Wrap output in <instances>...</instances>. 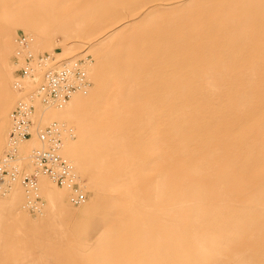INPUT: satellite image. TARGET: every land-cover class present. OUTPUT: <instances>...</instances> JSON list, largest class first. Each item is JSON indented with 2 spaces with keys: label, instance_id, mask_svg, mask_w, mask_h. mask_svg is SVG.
I'll list each match as a JSON object with an SVG mask.
<instances>
[{
  "label": "rangeland",
  "instance_id": "rangeland-1",
  "mask_svg": "<svg viewBox=\"0 0 264 264\" xmlns=\"http://www.w3.org/2000/svg\"><path fill=\"white\" fill-rule=\"evenodd\" d=\"M74 63L3 164L0 264H264V0H0V163L17 102ZM51 123L72 185L30 160Z\"/></svg>",
  "mask_w": 264,
  "mask_h": 264
},
{
  "label": "built area",
  "instance_id": "built-area-1",
  "mask_svg": "<svg viewBox=\"0 0 264 264\" xmlns=\"http://www.w3.org/2000/svg\"><path fill=\"white\" fill-rule=\"evenodd\" d=\"M48 59H41V63L46 64ZM80 70V78L73 79V70ZM27 74V72H25ZM85 74L81 67L74 63L72 66L63 65L60 69L48 70L43 75L42 83L28 96L25 100L17 102L14 110L10 114L12 128L8 140V152L2 163H0V175L3 170V164H6L15 156L16 146L31 137V113L33 110L32 102L38 98L43 106H62L65 104L70 94L75 89H81L85 86ZM38 138L46 145L44 149L34 150L32 152V161L34 162L36 172L46 175L49 179L57 184L72 185L76 177L73 173L72 166L61 157L59 150L60 142V126L51 123L46 128L41 129L37 133ZM26 187L34 188L35 180L27 178ZM74 203L83 201V196L77 194L74 196Z\"/></svg>",
  "mask_w": 264,
  "mask_h": 264
},
{
  "label": "bare ground",
  "instance_id": "bare-ground-1",
  "mask_svg": "<svg viewBox=\"0 0 264 264\" xmlns=\"http://www.w3.org/2000/svg\"><path fill=\"white\" fill-rule=\"evenodd\" d=\"M17 85V84H16ZM15 85V86H16ZM114 86V85H113ZM11 104V99H10V96L8 95V90H7V87L5 86V84H1L0 83V119H1V116L3 115V114H5V111L7 110V108L9 107V105ZM68 104V103H67ZM130 104H131V102H130ZM44 110H50V109H52V107H47V106H42V105H40ZM66 106V105H65ZM107 106V105H106ZM62 108H64V107H62ZM61 108V109H62ZM100 108V107H99ZM104 108V107H103ZM43 110V111H44ZM104 110V109H103ZM121 110V109H120ZM102 111V110H101ZM105 114V113H104ZM106 115V114H105ZM104 115V116H105ZM103 116V117H104ZM82 119V118H81ZM99 120V119H98ZM97 120V121H98ZM91 124V123H90ZM90 129H92V128H90ZM101 131V130H100ZM100 131H98V132H100ZM98 132H96V135H97V133ZM179 132V131H178ZM107 133V132H106ZM94 134V133H93ZM98 134H100V133H98ZM95 134H94V136H92V135H90V137H92V140H93V137H95L96 136ZM102 135H103V133H102ZM99 135H97L96 137H98ZM96 137H95V139H96ZM100 137V136H99ZM101 138H103V137H101ZM105 138V137H104ZM107 140V139H106ZM102 141H104V140H102ZM112 141V140H111ZM91 142V141H90ZM93 142V141H92ZM113 142H115V141H113ZM85 143V142H84ZM103 144V143H102ZM121 145V144H120ZM101 146V145H100ZM104 146V145H103ZM113 149V148H112ZM102 150H103V148H102ZM124 150V149H123ZM2 151V150H1ZM30 152H31V154H30V160L32 161V152H33V150L31 151L30 150ZM105 152V151H104ZM118 152H120V151H118ZM114 153V152H113ZM117 153V152H116ZM102 154H104V153H102ZM109 154V153H108ZM28 155V154H27ZM105 155V154H104ZM104 155H101V156H104ZM107 155V154H106ZM100 157V156H99ZM28 158H29V155H28ZM18 159H19V157H18ZM96 160V159H95ZM18 161V160H17ZM97 161V160H96ZM19 162V161H18ZM17 162V163H18ZM14 163H16V160H15V162ZM139 164V163H138ZM72 165V164H71ZM15 166H16V164H15ZM140 166V165H139ZM32 168V167H31ZM106 168V167H105ZM19 169V168H18ZM132 169H134V168H132ZM142 169V168H141ZM35 171V170H34ZM135 173V172H134ZM140 173V172H139ZM42 175V174H41ZM37 177V176H36ZM16 182V181H15ZM16 183H18V182H16ZM110 187V186H109ZM126 187V186H125ZM3 195V194H2ZM129 202V201H128ZM87 223V222H86ZM209 259V258H208Z\"/></svg>",
  "mask_w": 264,
  "mask_h": 264
}]
</instances>
